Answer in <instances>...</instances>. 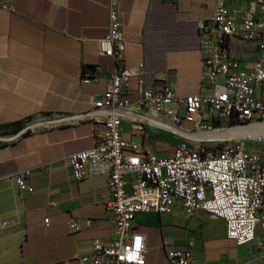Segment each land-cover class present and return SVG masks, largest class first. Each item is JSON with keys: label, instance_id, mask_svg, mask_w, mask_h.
Here are the masks:
<instances>
[{"label": "crops", "instance_id": "obj_1", "mask_svg": "<svg viewBox=\"0 0 264 264\" xmlns=\"http://www.w3.org/2000/svg\"><path fill=\"white\" fill-rule=\"evenodd\" d=\"M215 2L117 0L130 104L140 80L154 89L171 83L178 95L205 90L197 22L211 16ZM108 3L0 0V264H78L95 241L114 237L106 175L77 180L68 162L70 153L93 147L101 131L82 114L109 87L115 68L97 47L108 32ZM245 9L264 19L259 0ZM228 45L244 59L256 55L255 40L233 37ZM255 95L264 98V83ZM29 120L45 123L24 129ZM162 132L122 119L123 137L159 157L174 146ZM18 170L30 171L27 189L5 179ZM71 218L79 230L70 229ZM135 230L146 240L143 264H165L169 249L190 240L197 264H264L259 225L251 242L237 245L224 221L203 210L188 215L175 204L163 214L137 212Z\"/></svg>", "mask_w": 264, "mask_h": 264}, {"label": "built area", "instance_id": "obj_2", "mask_svg": "<svg viewBox=\"0 0 264 264\" xmlns=\"http://www.w3.org/2000/svg\"><path fill=\"white\" fill-rule=\"evenodd\" d=\"M259 8L264 11V0H259ZM120 17L117 0H109L108 32L97 40V47L100 55L113 58L115 68L109 87L82 114L100 124L98 142L68 155L75 179L106 175L114 237L95 241L90 253L77 257L78 264H143L147 246L144 234L135 230V214H163L175 204L188 215L203 210L213 219H222L226 237L237 245L251 242L259 225L260 245L264 246V153L235 143L215 147L206 140L198 145L180 141L165 157H159L122 135L123 118L174 134L179 133L173 128L198 132L212 130L217 122L264 121V98L255 95L264 83V19L249 9L236 14L226 0H216L211 16L197 22L205 90L178 95L171 83L154 89L140 80L130 104L125 90L131 72L124 60ZM233 37L255 40V57L234 55L228 45ZM60 119L48 121L54 125ZM43 123L28 122L24 129ZM29 174V170H18L5 179L27 189ZM69 227L77 231L81 225L71 218ZM192 245L190 240L169 249L165 264H197Z\"/></svg>", "mask_w": 264, "mask_h": 264}, {"label": "rangeland", "instance_id": "obj_3", "mask_svg": "<svg viewBox=\"0 0 264 264\" xmlns=\"http://www.w3.org/2000/svg\"><path fill=\"white\" fill-rule=\"evenodd\" d=\"M250 1L252 0H226V3L229 7V9L236 13V14H240V12H242L244 10V8L250 3ZM204 117H207V114H204ZM34 120H29V123L32 122ZM209 123V121H207ZM260 122H264V121H259ZM254 124V123H253ZM243 126H248V125H243V124H239V123H235L231 126H214L213 129H223L226 127L229 128H236V127H243ZM228 129V128H227ZM186 130V129H183ZM192 133H195L194 131L191 130H186ZM162 133H166V142L171 144V147L173 145H176L177 142L183 141L186 142L188 144H192V145H198L199 143H205L206 139H197V140H193L190 139L188 137H185L183 135H179V134H174L172 132L169 131H164ZM178 133V132H177ZM197 133V132H196ZM250 135V136H249ZM4 136L3 132L0 131V137L2 138ZM210 145H213L215 147L219 146L220 144H228V143H235V144H242L247 150H251V151H256V152H260V153H264V131H260V132H252L244 137H224L221 139H207Z\"/></svg>", "mask_w": 264, "mask_h": 264}, {"label": "bare ground", "instance_id": "obj_4", "mask_svg": "<svg viewBox=\"0 0 264 264\" xmlns=\"http://www.w3.org/2000/svg\"><path fill=\"white\" fill-rule=\"evenodd\" d=\"M254 123V124H253ZM243 125H248V126H243V127H234V128H223V129H212L209 131H198L197 133H192L180 128H173L176 132L179 134L188 137L193 140L197 139H221L224 137H244L252 132H260L264 131V122H251L248 124H243ZM228 128V129H227ZM250 136V135H249Z\"/></svg>", "mask_w": 264, "mask_h": 264}, {"label": "trees", "instance_id": "obj_5", "mask_svg": "<svg viewBox=\"0 0 264 264\" xmlns=\"http://www.w3.org/2000/svg\"><path fill=\"white\" fill-rule=\"evenodd\" d=\"M236 122H231V123H229V122H224V123H215V124H212L213 125V127L214 126H231V125H233V124H235Z\"/></svg>", "mask_w": 264, "mask_h": 264}]
</instances>
